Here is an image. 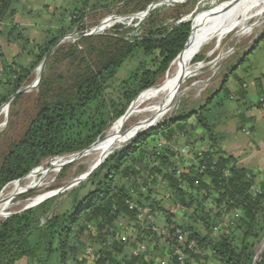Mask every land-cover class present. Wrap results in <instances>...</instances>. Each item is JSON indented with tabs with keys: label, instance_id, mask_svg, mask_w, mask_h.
Listing matches in <instances>:
<instances>
[{
	"label": "trees",
	"instance_id": "obj_1",
	"mask_svg": "<svg viewBox=\"0 0 264 264\" xmlns=\"http://www.w3.org/2000/svg\"><path fill=\"white\" fill-rule=\"evenodd\" d=\"M158 1L96 0L95 8L131 6L135 12ZM11 2L0 0V34L10 45L18 42L33 61L1 57L0 108L87 15L85 8L74 9L68 27L60 20L35 41L12 19ZM164 8L151 10L139 29L117 24L107 35L83 36L62 58L69 59L66 70L53 72L51 59L60 61L63 53L58 47L53 51L38 85V112L3 157L0 194L43 160L77 153L102 139L135 99L156 86L196 26V18L167 25L160 18ZM92 39L97 40L89 49L79 47ZM130 62L133 68L116 83ZM235 72L201 104H180L176 114L115 150L64 193L70 208L56 211L54 197L1 220L0 264L22 259L31 264H264V251L257 253L264 239V181L223 148L227 136L216 129L228 115L225 102L236 93L239 99L248 97ZM232 76L241 84L235 94L228 86ZM258 87L263 97L260 80ZM262 104L243 103L238 131L248 121L246 111ZM182 141L187 155L178 148ZM159 190L165 192L164 201L155 197ZM150 213H157L154 221ZM158 216L163 224L156 222ZM129 228L132 234L125 236Z\"/></svg>",
	"mask_w": 264,
	"mask_h": 264
},
{
	"label": "rangeland",
	"instance_id": "obj_2",
	"mask_svg": "<svg viewBox=\"0 0 264 264\" xmlns=\"http://www.w3.org/2000/svg\"><path fill=\"white\" fill-rule=\"evenodd\" d=\"M107 1L108 0H103L104 3ZM237 1L239 0H159L157 3H165H162L157 7L163 5L165 6L160 18L164 19L167 25H172L173 23L180 22L181 20L195 18L197 24L199 17L209 10L218 6L229 5ZM95 5L96 0H66L65 7L62 10H58V12L53 15V19L52 21H50V23L47 21H42L40 18H43V16L28 15L27 12H24V10L26 9H18V21L24 22L22 24H26L27 26H29L30 24L32 25L29 27H25L24 25L21 26L22 28H25V35L29 36L35 41H41L42 37L45 35L46 30L48 28L55 27L57 25V22H59L60 20H63L65 22L64 24H66L68 27L71 12L74 9L85 8V10L87 11V15L85 16V18L77 25L76 28L70 30L63 37L62 41L50 53L47 61L50 59L53 51L57 47L62 49L63 52L61 54L60 61L55 58L51 59L53 72L66 70L69 64V59L62 60V58L71 52L73 48L72 45L78 43L83 36L96 37L98 35H107L117 24H123L126 27L133 26L139 29L141 27V23L146 19L145 17L149 13H146L143 17H139L136 15L141 12V10L134 12L131 6H127L121 9H96ZM255 10L256 9H253L254 12L252 14V17L247 21L246 30H233L227 35V37L223 39L218 49H215L214 44H210V46L208 45L207 47H205V49H203L194 57L193 64L203 63V67L196 76H193L186 82L187 84H185L179 92V98L177 97L175 101L177 105L174 104L173 108L163 117H161L158 123L176 114L179 110L180 104L184 103L185 106L192 107L193 105L201 104L202 102H204L211 95V93L216 92V90L220 88L226 76L230 75L233 72V69L234 71H236L235 73L239 76V78H241L243 86L247 90V94L250 100L254 101L255 103H264V96L260 97L258 87L259 80L262 81V83L264 82V78L261 79V76L264 73V40L261 39V36L264 33V12H262L261 14H257V11ZM111 16L115 17L108 20V18ZM103 24L104 28L99 29V27H101ZM259 38L260 40L258 41V43H256L257 39ZM96 40L97 39H92V42L80 43L79 47L89 49V45H94ZM17 43L13 42L11 43V45L8 44V42L6 41V36L0 34V61L2 56L7 57V59H13L17 57L18 61H22L25 63L33 61V58L27 54L28 51L23 52V50H21ZM255 43L256 47L248 53V51ZM84 54H88V51H85ZM244 57H246V59L242 62V65H240L239 62ZM172 63L170 64L168 71L171 69ZM46 65L47 62L45 64L44 70L46 68ZM40 66L41 64H39L33 70V72L31 73L30 81L26 83L23 89L32 85L36 81L40 73ZM133 66V62L126 63L118 72L116 83H119L123 78H125L128 74V71L131 70ZM168 71L159 80L156 86L161 84L165 80ZM38 85L35 88H31L27 91L22 92L23 95L18 101L10 103L9 108H7L8 111L6 115L2 114V109L4 107L6 108V105L3 104L0 108V166L4 155L16 142L21 139V137L26 132L30 122L38 112L40 106ZM240 85L241 84L238 82V80L233 76L229 78L228 86L231 90L234 89L236 92V90L240 88ZM110 90L115 93L114 90ZM221 95L224 96V93H222ZM237 96L238 95L236 93L231 101L225 102L228 115L224 117L221 124L216 128L218 131L224 133L227 136L224 140L225 142L231 140L233 137H238L240 139L258 137V133L250 131V123H245L246 128H248V132L244 133L237 130L239 124L234 120L235 116H237L239 112L244 109L243 103L250 102V100H248V97L239 99V97ZM137 99H135L129 105L126 112H128L132 104ZM140 118L141 116H133L132 119L127 122L125 128H129L131 125L139 121ZM108 130L106 131V134ZM183 143L184 141H182L178 148L182 155H187V152L183 149V147L185 146ZM88 166L89 162L87 158H79L61 169V171H59V173L57 174L58 176L56 175L54 180L51 181L49 185L43 188L33 189L27 194L19 196L16 202H32L45 194V192L59 190L68 185L75 178L87 172L89 170ZM71 190L72 189L66 192H70ZM86 190L87 188L85 189V191ZM66 192L54 196L56 197L55 206L58 207V209H56V211L58 212L70 208L71 206V204L69 203L70 201L65 200L66 195L64 193ZM154 194L158 200L164 201L166 199L164 198V191L159 190ZM167 205L169 206V204ZM159 217L160 216H158L156 222H158V224H163ZM127 231L128 232H126L125 236H127L128 234H132L130 228ZM263 242L264 239L258 247V254L262 253V251H260V247H262L261 245L263 244Z\"/></svg>",
	"mask_w": 264,
	"mask_h": 264
},
{
	"label": "bare ground",
	"instance_id": "obj_3",
	"mask_svg": "<svg viewBox=\"0 0 264 264\" xmlns=\"http://www.w3.org/2000/svg\"><path fill=\"white\" fill-rule=\"evenodd\" d=\"M253 9H256L257 14L264 12V0H239L229 5L215 7L201 15L192 30L190 40L173 61L165 80L146 95L139 97L126 115L115 121L107 134L79 157L88 159V169H92L109 152L123 145L143 127L158 122L168 113L176 104L179 92L187 84L186 82L196 76L203 67V63L193 64L194 57L210 44H214L215 49H218L223 39L233 30H246ZM7 111L6 105V108L2 109V114L6 115ZM133 116H141V118L126 129L125 125ZM77 155L73 153L45 159L26 177L8 184L0 195V221L8 212L18 210L30 202H16L19 196L49 185L64 168L65 162ZM261 246L260 251H264V242Z\"/></svg>",
	"mask_w": 264,
	"mask_h": 264
},
{
	"label": "crops",
	"instance_id": "obj_4",
	"mask_svg": "<svg viewBox=\"0 0 264 264\" xmlns=\"http://www.w3.org/2000/svg\"><path fill=\"white\" fill-rule=\"evenodd\" d=\"M65 1L66 0H12L11 9H14L12 19L15 23H21L20 26H32L31 24L27 26L26 24H22L24 22L18 21V9H26L24 12H27L28 15L43 16V18L40 19L50 23L53 19V15L58 12V10H62L65 7ZM232 92H235V90L233 89ZM248 100H250L249 97ZM250 102H252V104L255 103L252 100H250ZM245 117L248 119L247 123L251 125L250 131L258 133V137L246 139L233 137L231 140L224 141L222 145L228 153L233 154L239 159L240 165L255 171L258 174V182H261L264 181V103L260 107H251L246 111ZM234 120L239 122L238 116H235ZM241 132H248V128L244 125ZM16 264L31 263L26 259H22Z\"/></svg>",
	"mask_w": 264,
	"mask_h": 264
},
{
	"label": "water",
	"instance_id": "obj_5",
	"mask_svg": "<svg viewBox=\"0 0 264 264\" xmlns=\"http://www.w3.org/2000/svg\"><path fill=\"white\" fill-rule=\"evenodd\" d=\"M162 3H165V2H160V3H154V4H152V5H150L146 10H144V11H141V12H139L136 16H139V17H143L146 13H148V12H150L151 10H153L154 8H156L158 5H160V4H162ZM115 16H111V17H109L108 18V20L109 19H112V18H114ZM104 26V24L101 26V27H99V29L100 28H104L103 27ZM192 30H193V28H192ZM191 35V34H190ZM264 36V33L262 34V36L261 37H263ZM260 40V38L259 39H257V41H256V43H258V41ZM62 41V40H61ZM61 41H59V42H61ZM256 43L251 47V49L248 51V53L249 52H251L255 47H256ZM49 55V54H48ZM48 55L44 58V60L42 61V63H41V66H40V73H39V75H38V77H37V79H36V81L32 84V85H30V86H28L27 88H24V89H21V90H19V91H17V93L13 96V97H11L4 105H7V108L9 107V105H10V103L12 102V100L15 98V96H17L18 94H20V93H22V92H24V91H27V90H29V89H31V88H35L38 84H39V82H40V80H41V77H42V75H43V71H44V67H45V64H46V61H47V58H48ZM127 113V112H126ZM126 113L121 117V118H123L125 115H126ZM158 124V122H156V123H154V124H150V125H147V126H145V127H143L139 132H136L135 133V135L134 136H132V138H129V139H127L125 142H124V144L123 145H121V146H119V147H117L116 149H114V150H112L111 152H109L102 160H100L92 169H90V170H88L87 172H85L84 174H82L81 176H79V177H77V178H75L73 181H71L68 185H66L65 187H63V188H61V189H59V190H57V191H48V192H45V194H43L41 197H39L38 199H36L35 201H32V202H29L28 204H26L24 207H22L21 209H19V210H15V211H11V212H8L7 214H6V216H5V218H7V217H9V216H11V215H13V214H16V213H19V212H23V211H25V210H28V209H30V208H32V207H35V206H37V205H39V204H41V203H43L45 200H47V199H49V198H52V197H54V196H56V195H58V194H60V193H63V192H66V191H68V190H70V189H72V188H74L77 184H79L80 182H82L84 179H86L89 175H91L115 150H117V149H119V148H122V147H124L125 145H127L128 143H130L136 136H138V135H140L141 133H144V132H146L147 130H149V129H151V128H153V127H155L156 125ZM100 140V139H99ZM99 140H97L96 142H94L91 146H89L87 149H85V150H82V151H79V152H77V156L76 157H74L73 159H71L70 161H67V162H65V164H64V167L66 166V165H68V164H70V163H72V162H74V161H76L77 159H79V157H81L88 149H90L94 144H96ZM26 177V176H25ZM4 218V219H5ZM256 258H257V256H256Z\"/></svg>",
	"mask_w": 264,
	"mask_h": 264
},
{
	"label": "built area",
	"instance_id": "obj_6",
	"mask_svg": "<svg viewBox=\"0 0 264 264\" xmlns=\"http://www.w3.org/2000/svg\"><path fill=\"white\" fill-rule=\"evenodd\" d=\"M1 1H4V0H1ZM183 149L187 152V154L189 153V148L187 147V146H185V147H183ZM156 215H157V213L154 215V214H149L148 216H149V218L151 219V220H155V218H156ZM217 229V228H216ZM177 238L179 239V240H182L183 239V235H182V233L180 232V231H177ZM166 236L167 237H170L171 236V234H170V232H166ZM124 239H126V237L124 236L123 237ZM89 251H91L90 249H89ZM177 254H178V257H179V260L181 261V262H184V258H185V256H184V253L181 251V250H177Z\"/></svg>",
	"mask_w": 264,
	"mask_h": 264
}]
</instances>
